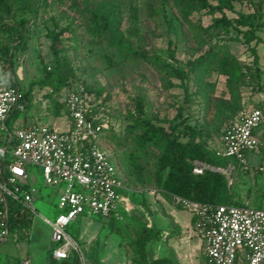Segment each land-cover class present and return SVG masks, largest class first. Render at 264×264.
<instances>
[{"label": "rangeland", "instance_id": "374dc122", "mask_svg": "<svg viewBox=\"0 0 264 264\" xmlns=\"http://www.w3.org/2000/svg\"><path fill=\"white\" fill-rule=\"evenodd\" d=\"M48 5H40V10L36 16L32 33L27 41V49L15 53L13 60L15 63L16 81L23 91H26L32 81L39 80L44 76V67L51 65L52 54L50 51V40L47 36V29L52 26L50 19L53 16L59 26H68L69 29L64 35L65 52L70 57L73 67L77 73V79L72 80V85L85 80L93 87L101 86L104 89L102 97L106 94L109 99L103 102L102 111L109 118L116 129L121 132L127 123V113L133 110L138 97L143 98L144 109L148 114L157 112L162 118H171L177 111L179 105L185 106V115L189 116L190 123L205 125L207 129L213 130L220 124V119L206 115L207 110V86L204 79L209 83H214V94L219 95L225 92L226 97L239 98L241 110L264 105V0L261 4L263 14V25L258 30L262 41L256 43V51L259 54L261 72V83L263 89L257 91L249 86L242 85L238 93L236 88L226 84V76L216 72L204 77L202 70L198 75L191 78L190 87L193 91L192 103L187 105L184 102V94L178 86H168L164 81V73L154 65L140 58L126 56L117 51L114 47L101 40L93 43L89 35L85 33V21L83 20L81 5L76 7L73 0H45ZM140 6V38L134 40L135 44H140L150 55H156L169 62V46L174 49L177 62L175 64L184 65L189 58L195 57L207 48V41L201 36L198 25L207 26L211 22V17L203 12L194 13L185 18L175 3L166 5L164 11L168 17L178 23L177 34L174 30L169 31L166 19L162 13H150L147 4L153 6L161 5L160 0H134ZM257 2V0H256ZM255 5V4H254ZM236 9L245 12L253 11L251 3H236ZM233 16L234 14L229 13ZM29 16V15H28ZM128 10L124 6V20L122 27L128 26ZM234 36V34H232ZM171 40V42H170ZM232 40L229 51L241 62L251 63L253 54L251 46ZM245 70V69H243ZM239 75V74H238ZM0 76H8L6 65L0 60ZM247 77V76H246ZM168 78V77H166ZM178 82L176 79H171ZM250 80V79H248ZM8 82L0 84L7 85ZM238 94V95H236ZM63 96H58L52 92L50 86L36 85L27 101L26 112L17 113L10 119L17 126L32 125L34 123L51 124L55 127H67L68 118L65 113H56L55 101L62 100ZM101 100V99H99ZM209 116V117H208ZM223 126V123H222ZM257 137L263 142L256 150L245 153L246 163L238 165L227 177L231 190L235 197L252 207L264 208V173L258 170L259 166H264V123L260 124L256 130ZM6 133L0 130V143L4 144ZM219 135L213 134L208 140L211 147L218 145ZM106 145L118 162L119 168L124 172L125 156L131 149V145L126 147L117 146L112 140H107ZM158 151L150 149L147 155L141 158L146 172L151 174L154 161ZM29 186L35 188L34 205L36 212L28 211L32 216L33 224L29 231L28 238H22L25 231L10 230L7 240L0 242V264H20L21 259L30 258L34 264H57L51 259V250L56 243L51 239V228L43 220L42 215L54 219L59 209L57 207L58 195L61 187L49 185L45 182L41 167L38 165H27ZM141 189V196L145 200L142 204L138 200L134 209V214L142 222L148 225L155 224L163 231V239L149 245L150 256L161 255L171 252L175 246L187 264H203L204 253L197 254L194 251L196 239L200 240L199 232L191 225V218L188 210L179 215L181 224H176L174 205L165 200L162 194L156 191L153 185L138 187ZM109 218L95 215H80L68 227L69 234L75 238L84 252L86 259L91 264H126L128 263L131 250L126 245V239L111 232L107 221ZM171 229L175 232L171 238L165 239ZM131 234V227L128 226ZM194 234H197L196 236ZM191 240V241H190ZM190 249V250H189ZM191 251V253H190ZM93 255V256H92ZM97 257V262L94 260ZM129 264V263H128Z\"/></svg>", "mask_w": 264, "mask_h": 264}, {"label": "trees", "instance_id": "16d2710c", "mask_svg": "<svg viewBox=\"0 0 264 264\" xmlns=\"http://www.w3.org/2000/svg\"><path fill=\"white\" fill-rule=\"evenodd\" d=\"M160 1L161 5L157 7L152 3L147 4L150 13H162L168 30H174L177 34L179 33L178 23H175L174 19L168 17L167 12L164 11L169 3H175L185 18L194 13L203 12L211 17V22L207 26L198 25L201 36L208 40L207 48L199 55L189 58L184 65L174 63L177 59L174 49L170 46L169 59H173L174 62L150 55L140 44L134 43V40L140 38L142 9L134 0H73V4L76 7L81 5L80 11L86 23L85 33L90 36L93 43L104 40L108 46L114 47L119 53L143 59L154 65L164 73V81L168 86H178L182 89L184 102L187 105L192 103L193 93H198V90L193 91L190 87L191 78L202 70L204 77L213 72L225 75L226 84L235 87L236 93L242 85L252 89L256 88L257 91L263 89L260 81L262 72L260 57L256 51V43L262 41L257 32L263 25L261 9L263 0H257V2L256 0ZM243 2L251 3L254 10L248 12L237 10L236 3ZM41 4L47 6L48 2L45 0H0V60L4 66L6 65L8 72L7 77L0 76V84L7 81L6 86L20 85L15 80L17 76L13 57L15 53L27 49V41L32 33ZM124 6L128 10L126 28L122 27ZM229 13L234 15L231 16ZM50 19L52 26L47 29V36L50 40L52 62L51 65H45L43 77L30 83L25 91V97L27 100L36 85L50 86L53 93L63 96L62 100L55 101L56 113L67 114L64 94L73 86L72 80L77 79L78 76L70 57L65 52L64 35L69 27L59 26L53 16ZM232 40L247 46L255 41V44L250 47L253 54L251 63L241 62L229 51ZM171 79H176L178 82ZM204 81L208 90L205 117L210 115V117L215 116L220 119V124L216 125L213 130L207 129L203 124H191L189 116L184 113L185 106L182 104L177 107L176 113L171 118H162L157 112L148 114L144 109L143 98L138 97L134 109L129 110L126 115L127 123L122 131L116 132L112 124L104 135L105 141L112 140L119 147L131 145V149L125 156L124 172L120 170L117 160L113 157L120 177L130 189L125 192L130 196L134 208L130 212H125L122 219L109 218L107 221L111 232L126 239L125 243L131 250L129 264H180L173 250L169 253L150 256L149 245L161 241L164 238L163 231L155 224L148 225L142 222L134 214V209L139 208L136 204L138 200L145 204L141 189H137V186L143 188L153 185L156 191L178 210L184 208L173 202L171 194H179L193 200L214 204L248 205L235 197L227 177V173L238 168L232 164L236 161L233 157L218 155L216 146L211 147L208 143L211 135L221 136L224 128L241 111L240 104H237L239 98L237 96L226 97L223 91L215 95V84L205 79ZM80 82L85 85L89 94L95 96L96 100L101 99V106L109 99L108 94L102 97L104 89L101 86L93 87L85 80ZM10 119L8 124L11 126ZM150 149L157 150L158 155L151 174H148L141 158L147 155ZM196 162L204 166L203 173H194ZM238 165L241 164L238 163ZM28 211L20 201L12 199L8 201L9 231L12 229L25 231V234H21L22 238H28L33 224L32 216ZM128 226L131 227V234L127 230ZM173 231L171 229L165 235V239L171 238L175 233ZM94 260L97 262V257H94ZM57 264H77V261L76 258H72L57 262Z\"/></svg>", "mask_w": 264, "mask_h": 264}, {"label": "built area", "instance_id": "2783aa9c", "mask_svg": "<svg viewBox=\"0 0 264 264\" xmlns=\"http://www.w3.org/2000/svg\"><path fill=\"white\" fill-rule=\"evenodd\" d=\"M64 100L68 123L63 129L44 123L19 127L13 122L10 126L11 116L27 110L25 91L20 85L0 87V130L6 133L4 144L0 143V242L10 232V199L36 212L35 188L26 181V166L38 165L47 184L61 187L54 219L42 215L56 243L51 259L76 258L77 264H91L68 227L82 214L122 219L134 204L105 143L112 123L102 111L101 100L89 94L82 82L69 88ZM262 123L264 107L241 110L224 128L216 153L246 163L245 153L262 144L255 134ZM203 170L196 162L194 173ZM258 170L264 173V166ZM171 198L193 216V227L203 239V264H264V208L201 202L179 194ZM20 264L34 263L23 258Z\"/></svg>", "mask_w": 264, "mask_h": 264}, {"label": "crops", "instance_id": "0c3cea01", "mask_svg": "<svg viewBox=\"0 0 264 264\" xmlns=\"http://www.w3.org/2000/svg\"><path fill=\"white\" fill-rule=\"evenodd\" d=\"M262 106L264 107V105H262ZM51 125L55 126L54 123H51ZM255 134H256V132H255ZM256 136H257V135H256ZM262 143H263V142H262ZM184 211H186V210H185V209H183V210H178V211L175 210L176 216L178 217V219L176 220V221H177L176 224H180L181 226H182V224H181V221H180L179 215H182V214L184 213ZM188 213H189V216H190V218H191V225H193V216H192L191 212L188 211ZM194 235L196 236L197 234H194ZM199 236L201 237L200 240H197L196 237L194 238V239H196V243H197V244L194 245V243H193L194 251L197 252V254H201V252L204 253L203 239H202L201 234H199ZM190 241H191V240H190ZM172 247H173L172 250L174 251V253H175V255H176V258L178 259L179 263H180V264H187L188 262H186V259H184V258L182 257V254L180 253V251H179L175 246H172ZM189 250H190V249H189ZM190 253H191V251H190ZM204 258H205V254H204V256H203V263H204Z\"/></svg>", "mask_w": 264, "mask_h": 264}]
</instances>
